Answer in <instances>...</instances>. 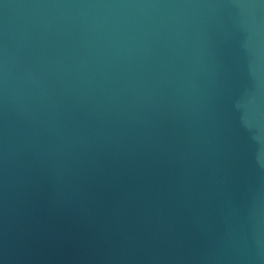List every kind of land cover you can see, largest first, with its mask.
<instances>
[{"label": "water", "instance_id": "1", "mask_svg": "<svg viewBox=\"0 0 264 264\" xmlns=\"http://www.w3.org/2000/svg\"><path fill=\"white\" fill-rule=\"evenodd\" d=\"M0 264H264V0H0Z\"/></svg>", "mask_w": 264, "mask_h": 264}]
</instances>
